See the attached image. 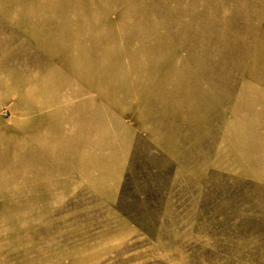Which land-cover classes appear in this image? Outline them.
<instances>
[{
  "label": "rangeland",
  "instance_id": "obj_1",
  "mask_svg": "<svg viewBox=\"0 0 264 264\" xmlns=\"http://www.w3.org/2000/svg\"><path fill=\"white\" fill-rule=\"evenodd\" d=\"M0 264H264V0H0Z\"/></svg>",
  "mask_w": 264,
  "mask_h": 264
}]
</instances>
